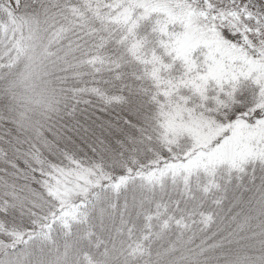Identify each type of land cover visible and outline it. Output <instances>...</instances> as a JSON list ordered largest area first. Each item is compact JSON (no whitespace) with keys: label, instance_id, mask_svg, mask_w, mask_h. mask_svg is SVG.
Listing matches in <instances>:
<instances>
[{"label":"snow or ice","instance_id":"obj_1","mask_svg":"<svg viewBox=\"0 0 264 264\" xmlns=\"http://www.w3.org/2000/svg\"><path fill=\"white\" fill-rule=\"evenodd\" d=\"M0 79V264H264V0H0Z\"/></svg>","mask_w":264,"mask_h":264},{"label":"rangeland","instance_id":"obj_2","mask_svg":"<svg viewBox=\"0 0 264 264\" xmlns=\"http://www.w3.org/2000/svg\"><path fill=\"white\" fill-rule=\"evenodd\" d=\"M25 71V65L23 62H20L17 66L16 71L13 73V76L10 77L9 79L15 82V91L18 94H23L25 89L24 86L20 83V79H21V74H23ZM8 86V81H5L3 79H0V90L4 89L5 87ZM3 101L0 100V104H2ZM34 119H38V116L33 115ZM221 227H223V225H221Z\"/></svg>","mask_w":264,"mask_h":264}]
</instances>
